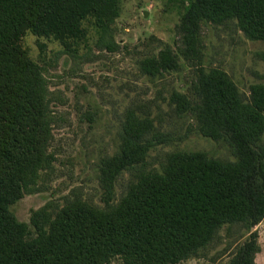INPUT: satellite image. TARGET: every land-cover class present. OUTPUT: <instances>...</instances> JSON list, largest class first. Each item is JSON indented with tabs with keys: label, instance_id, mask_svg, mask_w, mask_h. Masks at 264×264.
<instances>
[{
	"label": "trees",
	"instance_id": "obj_1",
	"mask_svg": "<svg viewBox=\"0 0 264 264\" xmlns=\"http://www.w3.org/2000/svg\"><path fill=\"white\" fill-rule=\"evenodd\" d=\"M119 11L120 0H0V264H177L207 256L223 242L222 230L238 234L230 264H254V228L264 218V81L246 95L219 68L201 71L195 100L178 91L171 99L178 113L195 114L202 135L228 144L235 160L179 151L144 171L151 147L170 136L154 132L149 115L131 112L103 168L108 192L123 171L143 169L119 202L104 207L76 195L36 211L31 225L12 210L55 158L54 92L26 37L54 41L76 61L94 48L113 51ZM204 20L234 21L264 43V0H191L182 18L189 39ZM177 65L165 48L142 67L156 76Z\"/></svg>",
	"mask_w": 264,
	"mask_h": 264
},
{
	"label": "rangeland",
	"instance_id": "obj_2",
	"mask_svg": "<svg viewBox=\"0 0 264 264\" xmlns=\"http://www.w3.org/2000/svg\"><path fill=\"white\" fill-rule=\"evenodd\" d=\"M190 1L120 0L112 26L115 50L94 48L77 61L54 41L38 45L35 36L26 37L28 52L43 67L54 92L55 121L49 150L55 158L50 168L41 170L37 184L12 206L20 221L31 225L36 211L49 205L50 210L61 208L66 198L76 195L104 207L107 199L110 204L119 202L143 169L137 166L123 171L109 193L103 168L119 150L123 124L131 112L149 115L154 132L170 136L151 147L144 171L161 168L170 153L179 151L236 159L228 144L201 134L195 114L178 113L171 98L178 91L195 100L196 81L202 70L210 68L223 69L248 95L251 85L264 81V43L247 37L234 21L204 20L189 39L182 18ZM165 48L177 55V68L156 76L146 73L143 61ZM254 229L259 234L254 264H264V218ZM221 234L223 242L207 256L177 264H230L238 234L228 237L226 230ZM228 241L232 246L227 250ZM111 264L124 263L115 258Z\"/></svg>",
	"mask_w": 264,
	"mask_h": 264
}]
</instances>
